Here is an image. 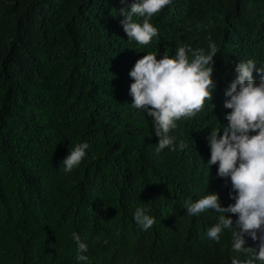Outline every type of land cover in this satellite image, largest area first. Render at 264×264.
Returning a JSON list of instances; mask_svg holds the SVG:
<instances>
[{"label":"trees","instance_id":"trees-1","mask_svg":"<svg viewBox=\"0 0 264 264\" xmlns=\"http://www.w3.org/2000/svg\"><path fill=\"white\" fill-rule=\"evenodd\" d=\"M134 2L0 0V264L246 259L233 251L231 229L218 243L207 237L218 213L190 216L184 202L215 193L221 207L235 203L218 165L207 171V136L228 125L224 93L235 65H264V0H172L151 19L158 35L148 45L123 31L119 12ZM210 42L212 100L176 121V150L157 152L152 118L131 106L129 72L148 53L174 57L187 44L207 54ZM82 143L85 157L65 172L62 161ZM137 208L155 217L151 229L135 222ZM73 232L88 245L87 262L76 258Z\"/></svg>","mask_w":264,"mask_h":264},{"label":"clouds","instance_id":"clouds-1","mask_svg":"<svg viewBox=\"0 0 264 264\" xmlns=\"http://www.w3.org/2000/svg\"><path fill=\"white\" fill-rule=\"evenodd\" d=\"M171 3L172 0H136L130 10L122 8L119 15L124 17L121 24L129 40L139 45L150 44L158 35L151 19ZM216 54L217 47L212 42L207 54L204 49L193 50L185 44L174 57L165 55L157 60L156 52L148 53L129 72L134 81L129 89L133 98L131 106L152 118L158 138L157 152L166 148L176 150V138L169 134L177 127L176 121L195 117L204 108L205 101L212 100ZM234 72L235 78L224 93L228 98L224 107L230 110L225 115L228 125L223 135H218L219 127L207 136L210 159L206 166L209 173L211 166L218 165V178L230 179L229 199L235 203L221 207L215 193L195 202L189 197L184 203L190 216L206 210L218 213V222L207 231L210 240L218 243L224 230H232L233 251L246 259L234 257L231 264H256V261L264 262V65L257 67L253 59L240 61ZM253 72L260 77L258 83ZM88 147L82 143L67 154L62 161L65 172H71L81 163ZM178 147L183 150L188 145L181 141ZM147 211L137 208L134 213L135 222L145 231L156 223ZM233 215L237 217L235 221ZM246 237L258 242L257 246L245 247ZM72 239L77 244V260L87 262L88 256L83 255L88 251L87 243L76 232L72 233Z\"/></svg>","mask_w":264,"mask_h":264}]
</instances>
